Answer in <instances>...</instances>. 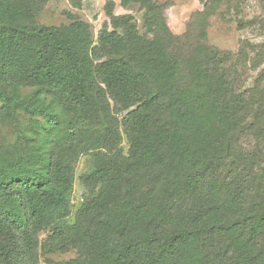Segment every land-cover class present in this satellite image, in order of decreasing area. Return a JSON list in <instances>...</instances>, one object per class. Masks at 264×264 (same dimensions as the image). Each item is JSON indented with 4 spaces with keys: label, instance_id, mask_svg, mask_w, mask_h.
<instances>
[{
    "label": "trees",
    "instance_id": "1",
    "mask_svg": "<svg viewBox=\"0 0 264 264\" xmlns=\"http://www.w3.org/2000/svg\"><path fill=\"white\" fill-rule=\"evenodd\" d=\"M123 1L126 4L144 2ZM46 2L0 0V114L15 118L24 113L36 121L39 128L58 132L60 116L41 98L49 94L69 117L73 135L57 142L49 157L33 158L30 164L14 163L0 154V264H39V237L44 232L50 235L45 251L65 252L73 248L79 251L81 258L93 255L97 264H175L183 246L197 241L200 236L212 247L215 240L205 235L214 225L206 224L203 213L208 207L211 180L220 174L210 172L205 142L195 147L194 156L198 160L187 168L182 167V153L189 145L184 137L180 142L176 138L188 134L189 128L171 115L172 106H168L162 92L154 86L153 73L159 71L163 63L148 60L146 63L152 68L144 71L142 64L120 52L122 38L110 34L99 42L106 58L90 71L88 65L93 51L75 40L74 29L37 24L36 15ZM199 61L189 81L190 85L194 83L199 104L226 116L230 128L238 135L261 133L264 128L246 129L236 121L241 111V96L235 84L219 74L222 67L210 68L206 60ZM91 74L120 107L134 108L125 121L130 150L125 157L119 148L121 136L113 129V124L107 122L108 126H104L108 127V132L102 146H92L93 167L86 177L87 185H98L101 191L85 202L75 223L68 225L65 220L70 216L73 169L67 152L77 143L79 134L94 131L107 118L100 116L97 110L90 86ZM210 81L216 83L215 88L208 87ZM261 112L264 116V109ZM194 130L200 136L204 130L205 134L211 132L210 125L203 128V123ZM217 145L215 142L214 146ZM235 150L229 153L230 164L225 163L229 179L225 187H232V205H242L228 218L229 229L240 235L223 248L215 263L222 264L226 258L227 264H253L256 257L245 258L244 255L253 254L258 247V234L264 232V208L253 212L255 203L247 198L246 190L257 183L258 196L264 195V161H259L263 155L255 154L257 158L247 159L243 152ZM237 153L245 162L258 161L259 171L246 173L241 168L242 162H237ZM151 177L154 182L149 180ZM136 180L156 186L157 190L149 191L148 197H153L157 191L163 205L151 221L157 226L145 231L136 230L133 223L146 208L132 207V211L122 217L128 216L125 220L129 221L124 236L118 233L117 222L109 228L100 218L106 199L116 193L121 184V191L126 186L135 188ZM179 197L189 199L193 207L178 209L182 213L177 216L178 210L173 209L177 205L173 207L172 201ZM161 221L173 225L176 222L177 226L167 234L169 226L164 228ZM237 253L239 259L235 257Z\"/></svg>",
    "mask_w": 264,
    "mask_h": 264
},
{
    "label": "rangeland",
    "instance_id": "2",
    "mask_svg": "<svg viewBox=\"0 0 264 264\" xmlns=\"http://www.w3.org/2000/svg\"><path fill=\"white\" fill-rule=\"evenodd\" d=\"M36 22L45 27L74 29L75 40L93 51L88 65L90 71L106 58L107 54L100 50L99 42L110 34L122 38L123 47L120 52L126 58L142 64L144 71L152 68V65L146 63L148 60H158L156 64L160 61L163 63L156 75L153 73L154 86L162 92L168 106H172L171 115L189 128L188 134H180L176 138L179 142L185 138L189 145L187 151L182 153V167L187 168L191 162L198 160L194 156L195 147L205 142L210 172L220 174L217 179L211 180L212 188L206 200L208 207L203 213L206 224L214 225L206 230L209 233L205 236L214 239L215 244L210 247L211 243L207 245L200 236L197 241L183 246L175 264H218L215 260L219 259L223 248L240 235V232L229 229L228 218L242 208V205H232V187H225L229 182L225 163L230 164L229 153L233 148L243 152L247 159L257 158L255 154L258 157L263 155L259 161H264V130L261 133L238 135L236 130L230 128V120L226 116L199 104L193 90L194 83L190 85L189 81L197 70L199 60H206L210 68L222 67L219 74H224L228 82L234 83L241 96V111L236 121L246 129L264 128L261 112L264 109V0H144L128 4L123 0H47L43 10L36 15ZM215 84L210 81L208 87L213 89ZM90 86L99 115L107 118L94 131L79 134L77 143L67 152L73 169L70 216L65 220L68 225L75 223L85 202L92 196H98L101 191L98 185H87L86 177L93 167L95 151L92 146H102L108 132V127L104 126L107 122H111L113 129L121 136L119 148L125 157H128L130 150L125 121L134 108L125 110L120 107L110 98L104 85L96 78L92 79V74ZM172 90L179 92L172 93ZM41 98L60 116L61 124L56 129L58 132L39 128L36 121L24 113L15 118L0 114V154L14 163L30 164L33 158L43 155L49 157L57 142L73 135L71 121L60 109L56 99L49 94ZM202 123L203 128L209 124L211 132L206 131L205 134L204 130L203 136H200L194 129ZM215 142L218 143L217 147L214 146ZM237 155V162H242L241 168L246 173L259 171L258 161L252 164L250 161L245 162L246 159L239 153ZM149 180L154 182L152 177ZM136 181L135 188L126 186L121 191V184L116 192L119 194L113 193L106 199L100 218L109 228L110 224L117 222L119 226L116 229L124 236L129 221L125 220L128 216L124 219L122 217L131 212L132 207L146 208L133 223L136 230L145 231L157 226L151 221L162 204L157 191L153 197H148L149 191L154 188L157 190L156 186ZM246 194L255 203L256 211L253 212L264 208V195L258 196L257 183H252ZM175 205L177 208L173 209L181 211L193 207L185 197L173 200L172 206ZM181 211L178 210L177 216L181 215ZM161 222L164 228L169 226L167 234L177 226L176 222H173L174 225L167 224L169 221ZM106 232L111 233L110 230ZM49 237L48 232L40 234L39 264H97L93 255L81 258L79 251L73 248L65 252L45 251L44 246ZM257 246L253 254L244 256H255L253 264H264V232H259ZM207 256L211 258L207 259ZM238 256L237 253L235 257L239 259ZM225 259L222 264H227Z\"/></svg>",
    "mask_w": 264,
    "mask_h": 264
}]
</instances>
